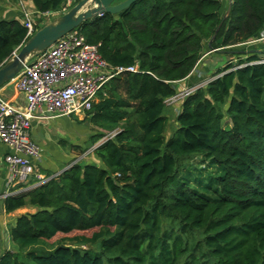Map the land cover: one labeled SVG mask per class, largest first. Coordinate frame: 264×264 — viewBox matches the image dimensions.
Listing matches in <instances>:
<instances>
[{
	"label": "trees",
	"instance_id": "obj_1",
	"mask_svg": "<svg viewBox=\"0 0 264 264\" xmlns=\"http://www.w3.org/2000/svg\"><path fill=\"white\" fill-rule=\"evenodd\" d=\"M62 2L31 0L36 31ZM219 24L209 48L243 59L167 106L220 56L208 48ZM75 31L108 65L138 73L110 80L86 113L102 131L89 142L106 137L93 163L4 199L6 214L35 212L8 229L0 264H264V55L248 52L264 41L246 45L264 35V0H137ZM25 36L22 17L0 20V66ZM199 155L212 171L192 188L180 170Z\"/></svg>",
	"mask_w": 264,
	"mask_h": 264
},
{
	"label": "built area",
	"instance_id": "obj_2",
	"mask_svg": "<svg viewBox=\"0 0 264 264\" xmlns=\"http://www.w3.org/2000/svg\"><path fill=\"white\" fill-rule=\"evenodd\" d=\"M79 1L63 0L57 9L39 16L44 21H52ZM22 19L25 38L28 39L36 32L38 20L33 19L32 12H23ZM263 41L264 35L246 45ZM99 46L87 44L85 38L74 30L27 61L8 83L14 86L24 101L22 107H17L0 98V143L9 151L3 157L9 188L20 187L18 192L22 193L29 190L28 183L32 179L36 181L32 184L34 188L60 174L46 178L35 171V162L40 158L41 150L30 137L33 120L50 121L84 115L91 110L98 93L110 80L123 73H138L136 65L116 68L108 65L98 52ZM256 63L264 64V59ZM196 88H181L178 94L165 102L166 105L174 106ZM8 196L6 193L2 198Z\"/></svg>",
	"mask_w": 264,
	"mask_h": 264
},
{
	"label": "crops",
	"instance_id": "obj_3",
	"mask_svg": "<svg viewBox=\"0 0 264 264\" xmlns=\"http://www.w3.org/2000/svg\"><path fill=\"white\" fill-rule=\"evenodd\" d=\"M31 4V0H1L0 1V20H12L22 17L23 12H34ZM222 57L224 54H218ZM222 55V56H221ZM217 69H215L216 71ZM197 82L193 75H190L183 82H180L178 86L180 88L186 87V85L200 84L205 80L206 76L210 73V68L206 65L198 66ZM195 76V78H196ZM0 98L5 101L11 102L17 107L23 106V97L18 94L14 86L6 84L0 88ZM63 117L56 118L50 121L33 120L31 123V140L40 148V158L35 162V171L42 176L50 175V177L63 172L71 165L74 159L77 158L76 153L71 149L73 146L72 139L60 134V131L56 130V124ZM79 118V116L77 117ZM80 121V120H78ZM76 143V142H75ZM74 143V144H75ZM8 149L5 145L0 143V255L4 251H12L11 243L8 239V229L13 226L15 219L23 214H32L35 209L32 207H25L18 209L12 213L6 214L3 208V195L6 193L10 196H16L20 194L18 188H9L7 184L8 171L3 161V157L8 153ZM26 188V187H25ZM29 190L33 186L27 187ZM23 189V187H22ZM12 194V195H11Z\"/></svg>",
	"mask_w": 264,
	"mask_h": 264
},
{
	"label": "water",
	"instance_id": "obj_4",
	"mask_svg": "<svg viewBox=\"0 0 264 264\" xmlns=\"http://www.w3.org/2000/svg\"><path fill=\"white\" fill-rule=\"evenodd\" d=\"M137 0H123L117 3V0H80L71 7L65 14H62L51 22L45 23L32 36H30L20 47L12 54L11 58L0 66V88L8 84L22 70L27 61L44 52L59 39L68 33L76 30L87 21L107 15H117L128 9ZM229 15V6L222 17L224 20ZM217 26L213 36L208 42L215 39L220 28ZM209 53L231 54V51L224 49H210ZM249 53L264 55V50H251Z\"/></svg>",
	"mask_w": 264,
	"mask_h": 264
},
{
	"label": "rangeland",
	"instance_id": "obj_5",
	"mask_svg": "<svg viewBox=\"0 0 264 264\" xmlns=\"http://www.w3.org/2000/svg\"><path fill=\"white\" fill-rule=\"evenodd\" d=\"M51 22V21H49ZM45 23H48L47 21L41 20L39 26H43ZM249 49L246 48L245 51ZM239 59H243V57H240ZM238 57H233L231 58V54H224L222 57L220 56H215V55H210L208 56L204 63L206 62V66L210 68V73L206 76L205 80L202 81L199 85L198 84H191L186 87L191 88V87H201L204 86L209 80L212 79V76L215 74V69L219 70L225 67L228 63L235 64L239 60ZM260 59H264V56H260ZM196 82L198 80H195ZM173 107V106H172ZM177 106H174V109ZM174 109H171L170 112L167 113L168 117V127H167V136H169L174 129V116L176 115V111ZM80 120V121H78ZM56 130L60 131V134L63 136L68 137V139H72L73 141V146L71 149L76 153L77 158L73 160L71 164H91L95 161V159L92 156V151L94 148H96L98 145H100L102 142L105 141L106 137L102 138L99 140L96 144H91L89 142L90 137L94 136L95 134L102 133V131L95 127L91 122H90V115L84 114L80 115L79 118L76 116H70V117H63L62 120H59L56 124ZM107 136L109 134H106ZM75 143V144H74ZM200 155L195 156L193 158H190L183 168L180 170V176L187 175L189 176V179L191 180L190 186L192 188H197V183L193 180V177H197L199 172L202 171L201 179L203 182L206 181V178L210 171L209 167H207L206 162H201L200 160ZM34 182V180L32 181ZM34 184V183H33ZM29 186H31V182L28 183ZM24 187V186H22ZM55 240V239H53ZM52 240V241H53ZM84 248V247H82Z\"/></svg>",
	"mask_w": 264,
	"mask_h": 264
}]
</instances>
